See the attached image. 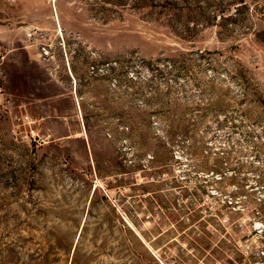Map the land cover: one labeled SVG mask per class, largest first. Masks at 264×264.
<instances>
[{
	"label": "rangeland",
	"instance_id": "rangeland-1",
	"mask_svg": "<svg viewBox=\"0 0 264 264\" xmlns=\"http://www.w3.org/2000/svg\"><path fill=\"white\" fill-rule=\"evenodd\" d=\"M0 89V264H264V0H0Z\"/></svg>",
	"mask_w": 264,
	"mask_h": 264
},
{
	"label": "built area",
	"instance_id": "built-area-1",
	"mask_svg": "<svg viewBox=\"0 0 264 264\" xmlns=\"http://www.w3.org/2000/svg\"><path fill=\"white\" fill-rule=\"evenodd\" d=\"M7 2H9V3H15L16 2V0H6ZM30 36H32V35H30ZM43 51H44V54L45 55H47L48 54V51L46 50V49H44L43 48ZM2 93V90L0 89V94Z\"/></svg>",
	"mask_w": 264,
	"mask_h": 264
},
{
	"label": "bare ground",
	"instance_id": "bare-ground-1",
	"mask_svg": "<svg viewBox=\"0 0 264 264\" xmlns=\"http://www.w3.org/2000/svg\"><path fill=\"white\" fill-rule=\"evenodd\" d=\"M53 2H54V0H53ZM58 22H59V18H58ZM59 28H60V30H61V32H62V27H61L60 24H59Z\"/></svg>",
	"mask_w": 264,
	"mask_h": 264
}]
</instances>
